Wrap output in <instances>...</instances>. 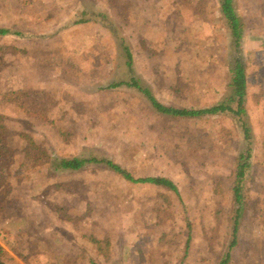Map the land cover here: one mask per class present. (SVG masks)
<instances>
[{
	"label": "rangeland",
	"instance_id": "rangeland-1",
	"mask_svg": "<svg viewBox=\"0 0 264 264\" xmlns=\"http://www.w3.org/2000/svg\"><path fill=\"white\" fill-rule=\"evenodd\" d=\"M245 23L254 156L248 210L233 236V184L243 132L230 115H158L228 92L235 47L219 0H0V247L7 264H264V0H235ZM106 13L113 34L99 22ZM87 17V16H86ZM126 41V42H125ZM108 158L136 177L165 176L179 193L133 183L104 164L55 170L51 159ZM236 239L235 244H232Z\"/></svg>",
	"mask_w": 264,
	"mask_h": 264
},
{
	"label": "trees",
	"instance_id": "trees-1",
	"mask_svg": "<svg viewBox=\"0 0 264 264\" xmlns=\"http://www.w3.org/2000/svg\"><path fill=\"white\" fill-rule=\"evenodd\" d=\"M220 10L227 22V26L233 39L235 47L234 62H231L230 79L228 83V92L224 96L223 100L217 104L204 107H186L169 105L162 102L154 93V91L147 85L143 84L141 80L136 76L135 58L131 46L126 42H120L123 50L124 57L126 59V66L130 74V79L120 80L113 82L106 87L109 89H115L122 86L136 89L148 102L149 106L160 116L173 118V119H200L208 115H230L238 123L243 132V140L245 147L238 153L237 163L234 173L233 184V211L231 220L233 222V236L236 238L242 219L245 218L248 210V198L245 192V178L248 170L252 166V159L254 156V132L249 119V111L247 107L248 96V72L247 62L244 54H242L241 45L244 39L245 23L238 12L235 0H219ZM87 16V17H86ZM99 22L113 34L118 35V30L111 18L106 13H98L93 15L85 14L75 23H87V22ZM20 34V32L12 31L9 28L0 27V36L8 34ZM51 164L55 170H67V171H80L84 169L87 164L97 163L104 164L110 170L120 174L124 179L133 183H148L156 186H162L169 190L179 193V188L176 182L171 178L165 176H143L136 177L127 168L123 167L120 163L108 159V158H87L80 156L62 157L56 160L51 159ZM234 239L232 244H235ZM4 250L0 247V264H7L2 258ZM230 261V253L225 255V258L220 264H228ZM96 264V263H94Z\"/></svg>",
	"mask_w": 264,
	"mask_h": 264
}]
</instances>
